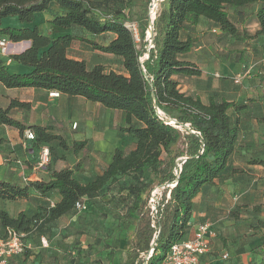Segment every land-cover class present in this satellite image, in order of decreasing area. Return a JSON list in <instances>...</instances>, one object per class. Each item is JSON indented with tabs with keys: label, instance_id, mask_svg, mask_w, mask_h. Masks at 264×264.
<instances>
[{
	"label": "trees",
	"instance_id": "1",
	"mask_svg": "<svg viewBox=\"0 0 264 264\" xmlns=\"http://www.w3.org/2000/svg\"><path fill=\"white\" fill-rule=\"evenodd\" d=\"M163 1L152 24L154 34L148 48V20L138 24L139 44L125 25L131 0H0V38L29 41L25 50L8 56L29 70L10 73L0 61V83L7 88L57 90L118 110L122 123L115 125L116 133L133 140L131 148L116 147L102 172L85 182L75 177L80 162L71 167L50 168L46 179L24 184L0 178L1 200H26L32 192L45 199L54 196L51 205L40 206L31 214L24 210L9 214L0 208V236L12 229L21 235L25 245L22 253L10 259V264H23L19 258L30 256L26 236L35 230L44 231L47 225L72 213L76 202L93 206L92 199L121 177L129 181L118 183L117 191H124L132 199L123 228L135 224V235L120 264H161L170 245L185 238L188 232L193 198L229 168L240 128L238 113L244 104L216 96L203 101L197 94L181 91L172 76L202 74L201 68L187 58L194 46L190 32L200 20L214 27L212 32L219 30L221 36L241 39L244 37L239 36L235 22L241 21L245 10L251 7L249 14H254L258 25L253 36L264 41V0ZM51 2L63 11L50 9ZM46 10L52 14V25L72 31L53 37L41 33L36 26L1 24L8 16L29 24L36 13ZM77 41L117 57L122 71H106L100 63L88 66L83 59L69 57L68 49ZM28 107L27 102L11 99L6 107H0V125L17 129L21 136L25 129L32 130L34 138L26 149L30 155L46 146L51 161L59 158L52 142L62 150L70 148L74 154L85 146V140H74L69 146L61 134L53 132L51 124H27L12 114L14 109ZM157 109L177 124L187 123L189 130L194 131L184 129V148L174 149L181 133L165 123ZM177 158H181L180 167ZM147 175L156 178L159 185L175 182L174 186H167L169 196L163 195L155 202L152 215L141 210L145 191L151 186V180L145 179ZM251 251L264 260V243ZM108 264H112L111 259Z\"/></svg>",
	"mask_w": 264,
	"mask_h": 264
},
{
	"label": "crops",
	"instance_id": "2",
	"mask_svg": "<svg viewBox=\"0 0 264 264\" xmlns=\"http://www.w3.org/2000/svg\"><path fill=\"white\" fill-rule=\"evenodd\" d=\"M140 4H143L142 0H131L130 7ZM49 8L60 12L63 11L56 2H51ZM245 11L246 14L243 19L235 22L239 36L244 38L232 39L228 35L221 36L219 30L212 32L211 30L214 27L212 28L206 20H200L194 29L191 30L190 34L194 37V46L187 54V58L201 68L202 74L199 77L202 75L219 77L220 72L223 77H226V72L231 71L234 73L240 68H245L244 62L239 60L241 52L237 54L235 50L232 51L231 45L257 40L261 46H264V41L260 36H253L258 28L254 14H249L248 9ZM249 18L254 20V29L252 31L245 26ZM51 19L52 14L49 10H46L36 13L33 21L29 24L20 23L15 16L3 18L1 24L2 26H36L41 33L53 37L68 34L72 31L70 28L52 25L50 23ZM141 21L139 20L138 23H141ZM207 27L210 30H207ZM203 28L205 30H202ZM210 33L215 34L211 35ZM211 43L220 49L221 46L226 47L227 44L230 45L227 50L230 49L229 51L232 52L229 53L236 57L230 59L229 56L223 55V57L219 58L221 55L218 57L215 53H209L208 48ZM28 46L29 41L27 40L18 42L8 41L7 52L5 54L0 52V61L6 65L10 73H25L29 70L27 66L8 57L10 54L22 52ZM67 54L74 59H80L72 53L67 52ZM106 55L113 56L112 54ZM172 77L178 81L180 90L186 92V87L181 86V81L183 78L188 77L177 75H173ZM218 81V79L211 80L214 86H220V89H218L219 95H223L227 100L242 101L244 104V107L238 113L239 133L234 150L229 157V168L220 178L215 179L213 184L203 188L193 198L192 215L188 222V232L185 238L192 235L193 228L197 223L204 221L211 222L217 235L211 240L209 251L200 257L199 264H221V260H224L222 255L226 253L228 256V253L223 251L218 255V259L211 260L213 253L220 247L217 240L220 234L227 238L228 251L238 254L233 258V263L229 264H248L252 256L258 257L257 261L262 260L260 256L253 252L251 253L250 250L256 245L264 243V233L257 235L248 225L240 229L237 227V222H240L239 219H243L246 216L245 213L248 211L254 212H251V217L256 214V220L264 219V76H259L257 83L261 85H256L255 87L244 86L241 82H236L237 86L233 87L228 86L227 83L229 81L227 80L220 79V82ZM232 87L235 89L233 93L234 99H228L226 96H228L227 93ZM48 91L47 89L34 87L7 88L0 83V107H6L11 99L27 102L29 104L28 108L14 109L12 113L15 118L27 124L37 123L46 125L60 122L67 125L69 120H73L74 123L78 122L80 133L74 134L76 135L75 140H78L80 137L84 138L85 132L88 130L87 124L93 122V119L95 121L100 120L103 110L107 111L99 103L88 101L82 96H71L60 93L59 97H50L48 96ZM195 94L199 95L203 100L198 92L193 95ZM92 109H97L98 116L96 115L97 113L90 115V110ZM115 112L120 113L118 114V120L114 123L117 125L122 115L119 111ZM112 132L115 133L117 140L119 139L121 142L130 139V145L127 147H133V140L130 137H119L115 128L112 129ZM29 144V141L24 142L17 129L0 125L1 179L16 181L14 175H12L13 169H16H8L9 160L11 159V163L14 162V164L22 163L21 154L24 149L29 147ZM44 172L47 173L46 169H44ZM249 221H251L250 218L247 222ZM244 228H247V230H244ZM262 261L264 262V260Z\"/></svg>",
	"mask_w": 264,
	"mask_h": 264
},
{
	"label": "rangeland",
	"instance_id": "3",
	"mask_svg": "<svg viewBox=\"0 0 264 264\" xmlns=\"http://www.w3.org/2000/svg\"><path fill=\"white\" fill-rule=\"evenodd\" d=\"M142 2L143 4L131 6L127 13L128 22L135 23L136 27H138L139 20L143 22L148 18L149 0H142ZM163 2L162 0L157 3V12L160 10ZM250 9L251 7L248 8L249 11ZM125 11H127V9H125ZM253 24L254 20L249 18L245 26L252 31L254 29ZM74 30L75 32L78 31L77 29ZM202 30L205 29L203 28ZM207 30L210 29L207 27ZM210 34L214 35L215 33ZM134 36L137 44H139L138 36ZM229 46L230 45L227 44L226 47L221 46L220 49L218 46H213L211 43L208 52L215 53L218 57L221 55L219 58L223 57V55H227L230 59H234L236 56L229 52L234 50L237 54L241 52L239 60L243 61L246 67L249 65L254 66V70L247 73L242 78L241 83L248 87L260 86L261 84L257 82L259 76H264V73L259 74V66L264 59V46H261L257 40L231 45L230 48H232V51H229L230 49L227 50ZM68 52L85 60L88 66L100 63L104 66L106 71H122L120 61L117 57H111L110 55L94 50L83 42H75ZM241 72H243L242 68L234 73L231 71L226 72V77H223L220 72L219 77H207L202 75L199 78H183L181 86H185V91L190 94L198 92L204 101H207L211 95L225 98L223 95H219L220 92L218 89H220V86H214L211 80L218 79V82H220V79L227 80L229 81V83H227L228 86L235 87L237 83L233 79V76L237 73L241 74ZM233 87L229 89L230 91L227 93L228 96H226V98L234 99L233 93L235 89ZM106 110L107 111L103 110L100 120L95 121L93 119V122L87 124L88 130L85 132V137H80L78 139L85 140L86 144L82 149H79L78 153L74 154L70 148L62 150L58 147L56 142H52L50 145L53 146L55 155L59 158L49 161L43 167H37V149L32 155L24 149L21 154L22 163L20 164L11 163L10 159L8 169H16L12 171V175H14L16 181L20 184H24L28 180H43L47 178V173L44 172V169L49 172L50 168L61 169L64 167H71L76 162H80L81 168L75 174V177L81 182H85L95 174L102 172L103 168L110 161L116 147L126 148L130 145V139L121 142V140H117L115 133L112 132V129L115 128L114 123L119 118L118 114L120 113L115 112L118 110L109 108H106ZM90 111V115L97 113L96 115L98 116L97 109H92ZM165 115L167 118L173 119L171 116ZM73 123V120H69L67 125L60 122L51 124L54 126L53 132L61 134L69 146L75 140L76 135L74 134L80 133L78 130L79 123L77 122L75 127H73ZM119 123H122V118ZM177 128L181 136L177 144L174 145V149H182L185 145L183 139V134H185L184 128L181 126ZM69 129L70 131H68ZM33 167H35V169H33ZM145 179L151 180V186L145 191V202L141 210L143 212H148V215H152L151 206H155V202L159 201L163 195L167 196L168 190L167 187L159 185L156 178L151 175H147ZM128 181L127 177H121L118 183H127ZM118 183L104 187L98 195L92 199L94 202L93 206L88 203H82L80 209L73 210L72 213L55 220L53 223L47 225L44 231L35 230V232L26 236L25 243L30 248V256H23V258L21 257L19 260H22L23 264H108V259H111L112 264H120L125 259V251L130 247L133 241L135 224L130 225L128 228H123L124 220L127 219L125 218L127 206L132 199L127 196L124 191L120 193L117 191ZM154 191H156V201L151 202L150 197ZM53 200L54 196L52 195L49 196L48 199H45L32 192L30 198L26 200L19 199L7 201L0 199V208L7 211L9 214H15L19 210H24L28 214H31L37 211L40 206L51 205ZM251 212H246V216L243 219H239L240 222H237V227L241 229L248 225L249 228L253 229L255 234H263L264 219L259 221L256 220V214L251 217ZM257 213L259 214V212ZM249 218L251 221L247 222ZM244 230H247V228H244ZM217 240L220 247L213 253L211 260L218 259V255L225 251L228 253V256L226 259L221 260V264L233 263V258L238 254L228 251L227 238L220 234ZM246 250L248 251V249ZM250 252L252 253L251 250ZM251 258L248 264H264L262 260L257 261L258 257L252 256Z\"/></svg>",
	"mask_w": 264,
	"mask_h": 264
},
{
	"label": "built area",
	"instance_id": "4",
	"mask_svg": "<svg viewBox=\"0 0 264 264\" xmlns=\"http://www.w3.org/2000/svg\"><path fill=\"white\" fill-rule=\"evenodd\" d=\"M162 0H149L148 2V24L146 29V39L148 41V46H151V37L153 36V21L156 17V9L157 3ZM153 2H155L156 7L154 14H151V8L153 7ZM126 27L133 33V35L138 36L136 24L133 22H126ZM135 37V36H134ZM8 41L4 38H0V51L1 53L5 54L7 52ZM260 70L259 74L264 73V59L260 63ZM254 70L253 65H249L246 69L240 73H237L233 76V79L236 82H241L242 78L249 73L250 71ZM48 96L50 97H59L60 92L57 90H49ZM157 113L160 118H164V122L175 126L183 127L181 124H177V121L173 118H167L164 112L157 109ZM186 128L184 129L189 130V125L185 123ZM76 126V123H73V127ZM190 132H194L193 130H189ZM24 142H30L34 138V133L30 129H25L22 136ZM50 161V152L49 148L44 146L41 147L37 152V167H43ZM180 167V164H178ZM175 182H171L169 184H164L163 186L172 187L174 186ZM156 191L152 192L150 200L151 202L156 201ZM167 193V197H168ZM82 204L79 202L75 203V208L80 209ZM152 213L156 211L155 206H151ZM217 235L216 231L214 230L212 224L210 222L204 221L199 222L193 228L192 235L178 240L172 243L166 252L161 264H199L200 257L207 253L210 249V243L213 238ZM24 242L21 238V235L15 232L12 229H7L4 236H0V264H10V259L22 253L24 250ZM222 257L225 259L227 258V254H223Z\"/></svg>",
	"mask_w": 264,
	"mask_h": 264
},
{
	"label": "bare ground",
	"instance_id": "5",
	"mask_svg": "<svg viewBox=\"0 0 264 264\" xmlns=\"http://www.w3.org/2000/svg\"><path fill=\"white\" fill-rule=\"evenodd\" d=\"M153 4H154V5H153V7L151 8V14H154L155 7H156V5H155L156 3H155V2H153Z\"/></svg>",
	"mask_w": 264,
	"mask_h": 264
},
{
	"label": "water",
	"instance_id": "6",
	"mask_svg": "<svg viewBox=\"0 0 264 264\" xmlns=\"http://www.w3.org/2000/svg\"><path fill=\"white\" fill-rule=\"evenodd\" d=\"M182 126L186 128V125L183 124ZM180 160H181V158H177V159H176V163L179 164Z\"/></svg>",
	"mask_w": 264,
	"mask_h": 264
}]
</instances>
